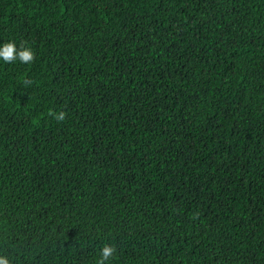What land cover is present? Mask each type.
<instances>
[{"label":"trees","instance_id":"1","mask_svg":"<svg viewBox=\"0 0 264 264\" xmlns=\"http://www.w3.org/2000/svg\"><path fill=\"white\" fill-rule=\"evenodd\" d=\"M9 41L10 264H264V0H0Z\"/></svg>","mask_w":264,"mask_h":264},{"label":"clouds","instance_id":"2","mask_svg":"<svg viewBox=\"0 0 264 264\" xmlns=\"http://www.w3.org/2000/svg\"><path fill=\"white\" fill-rule=\"evenodd\" d=\"M35 59V54L32 51L31 47L26 46V42H21L19 47L16 46L14 41L5 42L2 46H0V60H3L4 63L10 64L19 60L21 63L29 64L32 63ZM23 83L27 85H31L33 83L30 79H25ZM166 83L169 86L175 85L174 81H170L168 79ZM48 115L55 119L57 122H62L66 118V113L64 111L54 112L49 110ZM117 252V248L112 243H105L100 250L99 258L96 260L95 264H106V262L110 261L115 253ZM0 264H10V260L3 254H0Z\"/></svg>","mask_w":264,"mask_h":264}]
</instances>
